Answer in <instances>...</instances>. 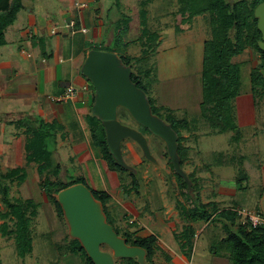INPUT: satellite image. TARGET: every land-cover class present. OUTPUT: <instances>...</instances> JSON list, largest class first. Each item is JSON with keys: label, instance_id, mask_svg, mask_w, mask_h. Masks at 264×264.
Segmentation results:
<instances>
[{"label": "rangeland", "instance_id": "374dc122", "mask_svg": "<svg viewBox=\"0 0 264 264\" xmlns=\"http://www.w3.org/2000/svg\"><path fill=\"white\" fill-rule=\"evenodd\" d=\"M141 1L120 0L118 6L115 0H95L88 8L91 12L89 24L93 28L92 31L88 29V32L84 33L87 34L86 38L77 33L81 47L84 45L86 50L112 51L118 24H128L130 30L124 35L125 40L119 44L122 46L125 41L128 42L123 53L131 58L133 73L139 77L141 86L151 99L157 115L167 122L170 117L176 122L185 121L187 126L182 128L180 133L182 145L187 148L183 169L195 176L192 188L195 185L196 191L193 190L192 197L200 194L202 202L208 199L223 200L218 206L226 208L240 206L251 211H257L255 209L259 207L264 211V79L257 76L256 82L259 87L255 89L252 88L251 81L252 73L257 75L256 71L260 69L261 72V68H264L262 55L248 46L243 53L235 56L234 62L240 67V85L232 101L233 121L237 129L215 131L203 117L201 109L205 41L211 37L207 17L197 16L190 21L187 13L185 15L182 13L181 0H151L147 6V27L149 33L155 32L159 38L153 46L155 50L145 55L143 51L147 49L149 41L148 35L143 34ZM31 3L40 6L37 11L35 10L33 17L49 5L52 6V3L44 0H33ZM109 6L110 14L107 13ZM20 14L13 26L6 31L7 45L0 46V116L9 114L10 108L19 106L21 109L29 110L35 119L23 118L14 125H10V120L7 119L0 123V173H7L17 167L24 169L26 177L23 181L8 180L6 185L13 201H34L36 215L31 218L33 250L22 258L18 255L14 233L7 235L2 233L1 225L5 221L2 213L7 211V207L3 203V194L0 191L2 264H83L80 258L73 256L69 250V241L72 238L69 236L65 217L59 213L55 203L57 187L51 188L50 193L43 187L47 180L64 184L80 178L86 179L92 191L106 189L111 193L113 199L108 203V221L121 234V228L125 230L140 227L145 233L142 236L152 230L161 229L165 232L162 233L164 236H160L161 245L168 246L170 250L165 253L167 259L158 253L155 264H171L170 255L173 258L182 256L178 247L179 242L172 234L182 232L187 221L181 214L180 206H188L189 201L182 193V182L178 180L171 167L166 144L152 133L145 134L153 155L159 161V165H156L144 157L135 141L125 139L122 144L125 160L137 169V173L110 169L101 150L89 144L91 141L89 131L87 136L86 133L82 136L79 134L72 136L75 131L71 130L73 133L68 137L66 135L68 129H62L58 122L52 129L47 126L46 123L53 122L47 121L39 112L40 104L46 97L30 103L16 99L10 101L5 94L10 92V75L14 76V72L18 70L10 68V39L13 41L15 51L18 52L21 47L18 31L30 26L27 24L28 17L22 18L23 12ZM128 17L130 19L126 21ZM102 19L105 21L102 22ZM47 27L51 33L52 25L47 24ZM68 31L70 36L67 40L70 41L71 36L75 37L77 34H72L70 29ZM116 53L122 54L120 49ZM85 57L83 53L74 69L73 84L80 89H82L80 82L85 81L91 85L81 73ZM126 112L121 111L119 119L140 130V125L127 110ZM82 117L83 115L77 121L82 120L86 125ZM35 127L53 134L48 138V146L53 151L54 168L46 172H40L39 165L28 162L26 157L25 145L30 136L27 128ZM55 167L58 172L54 171ZM133 175L136 176L138 183L136 188L133 187ZM241 177L244 179L238 182L237 179ZM220 186L226 187L223 190L225 194L229 193L227 187L237 189L236 194L224 196L220 194L222 191ZM200 187L205 190L201 191ZM133 215L138 217L141 224L134 223L133 226L129 223ZM193 225L196 235L193 240L192 258L190 260L184 258L177 264H228L227 257L216 256L210 251L212 241L225 235L221 223L207 225L203 221H198ZM13 229V222L9 220V230ZM104 249L107 250V247Z\"/></svg>", "mask_w": 264, "mask_h": 264}, {"label": "trees", "instance_id": "16d2710c", "mask_svg": "<svg viewBox=\"0 0 264 264\" xmlns=\"http://www.w3.org/2000/svg\"><path fill=\"white\" fill-rule=\"evenodd\" d=\"M151 0L141 1L140 17L143 25V34L148 35V46L143 52L148 54L156 45L159 36L155 33H149L148 9L147 6ZM183 3L182 13H187V18L192 21L197 16H206L211 28V37L205 41V54L203 58L202 82H203V101L201 109L203 117L210 123L216 131L226 132L227 130H236L237 125L233 121L232 101L237 95V89L240 85L239 71L240 67L234 62L235 56L244 52L251 46L256 49L263 58L262 67H264V51L259 46L262 34L258 29V19L255 17L256 7L264 2V0H181ZM119 6L120 0H115ZM24 8L22 0H0V46L6 44V30L12 25L18 13ZM130 17L126 18L129 21ZM130 30L127 25H119L115 32V40L112 43L115 52L120 49L122 54L120 57L127 65H131V58L127 57L123 52L128 42H124L120 46V41H124V35ZM262 69V68H261ZM257 75L252 73V88L258 86L257 76L264 79L260 69L256 71ZM132 78L141 86L138 76L134 73ZM90 87L95 91L94 86ZM144 89V88H143ZM145 90V89H144ZM153 112L157 114L153 103L150 99ZM126 112L124 108L119 109L118 115ZM127 113V112H126ZM174 129L179 134V154L181 156L182 167L186 158L187 148L182 145L181 129L186 128L185 121L176 122L173 117L168 119ZM124 123V122H123ZM52 129L55 123H46ZM91 143L94 147L101 150L102 156L105 158L109 168L120 169L114 158L112 157L107 145L106 132L102 122L94 115L90 116L87 121ZM140 130L144 134H150L149 129L140 125ZM48 130V129H47ZM55 131V130H53ZM30 136L25 145L28 162H35L39 166L40 172H46L54 168L53 151L48 146V138L52 136V132L45 131L43 128H27ZM171 167L182 182V193L189 201V205H181L180 211L184 219L187 221L180 234L174 233L175 239L179 242L182 253L190 260L193 253V240L196 235L194 222L203 221L210 225L211 223L220 222L225 232L221 239H214L210 246V251L219 257H227L228 264H264V226H253L250 221L242 222V217L236 211L240 207L221 208L214 201L204 203L201 195L196 194L192 197L189 188L184 179L175 171L171 159L169 160ZM58 172L57 168L54 169ZM132 174H135L131 172ZM134 176V175H133ZM190 178L195 182V176L189 174ZM26 172L23 168L17 167L7 173H0V191L3 194V203L7 207V211L2 213L5 220L1 225L4 235L14 233L18 255L22 258L26 257L33 250V236L31 232L32 217L36 215V205L34 201L28 200L23 202L20 200L13 201L9 194V187L6 181L19 179L23 181ZM133 187H137L136 176L133 177ZM244 177L237 179L242 181ZM83 182L87 185L85 178L77 179L71 183H57L47 180L44 184L46 192L50 193L51 188L57 187L56 192L75 184ZM130 190V189H128ZM193 190L196 191L195 185ZM201 190V187H200ZM95 197L103 202L104 210L108 216V203L112 200V195L104 189L93 190ZM196 193V192H195ZM57 209L63 215L59 202L55 199ZM261 214V213H260ZM9 220L13 222L14 229L9 230ZM130 221V220H129ZM130 223V222H129ZM137 223V222H135ZM134 226V223H130ZM115 228V226H114ZM116 229V228H115ZM120 236L126 237L131 245H139L147 250V263L155 264V256L160 251L165 255L164 250L158 242V236L154 233L145 236L139 235L140 228L122 229V234L116 229ZM69 250L75 257H79L83 264H94L92 259L87 255L85 249L76 239H70ZM166 257V256H165ZM170 257V256H169ZM167 259V257H166ZM171 261V257L169 258ZM118 264H139L134 258H120ZM168 262V263H169ZM0 264L2 258L0 255Z\"/></svg>", "mask_w": 264, "mask_h": 264}, {"label": "water", "instance_id": "95a60500", "mask_svg": "<svg viewBox=\"0 0 264 264\" xmlns=\"http://www.w3.org/2000/svg\"><path fill=\"white\" fill-rule=\"evenodd\" d=\"M255 17L262 34L259 46L264 51V2L256 7ZM81 73L94 86L91 112L104 126L107 145L116 163L137 173V169L126 162L122 148L125 139H132L148 161L159 165L147 136L119 119V109L124 108L138 124L164 141L175 171L192 194L193 181L183 169L179 154V134L171 123L153 112L147 92L132 78V66L127 65L118 53L90 49ZM261 73L264 76V68ZM57 200L69 227V236L80 242L94 264H118L120 258H134L139 264H148L147 250L129 244L126 237L118 234L108 221L103 202L95 197L88 185L83 182L72 184L58 192Z\"/></svg>", "mask_w": 264, "mask_h": 264}, {"label": "crops", "instance_id": "0c3cea01", "mask_svg": "<svg viewBox=\"0 0 264 264\" xmlns=\"http://www.w3.org/2000/svg\"><path fill=\"white\" fill-rule=\"evenodd\" d=\"M22 1L24 3V8L21 9L18 16H21L20 13L23 12L22 18L26 19L28 17L27 24L30 26L29 28L22 29V31L21 29L18 31L20 33L21 44L18 51L20 55L15 51L13 41L10 39V68L14 67L18 70L14 72V76L10 75V92L5 95L10 98V101L16 99L24 103H30L33 100L40 99L44 96L46 97V100L40 104L39 112L47 121L54 123L58 122L62 129H68L66 134L68 137L73 133L71 130L75 131L72 136L78 134L82 136L84 133H86L87 136V131H89L87 121L88 118L93 115L91 108L94 103L95 91L87 82L83 81L80 82L82 89L76 87L78 88L79 93L74 100L69 102H57L55 101V97L61 94L69 85H74V69L77 66L79 57H81L83 53L84 55H87L89 51L84 48V45L81 47L80 40L77 39L79 34H82L85 38L87 34L78 32L79 34L75 37L71 36V40L68 41L67 38L70 36V32L68 31V28L63 26V24L66 20L72 17H77L78 27L86 26L92 31L93 28L90 27L89 24L91 19H89V16L91 12L88 8L92 6L95 0H44L45 2L52 3V6L49 5L44 11H41L40 13L38 12L36 17H33V14L35 13V10L37 11L39 9V4L33 5V3H31L33 0H31V2L29 0ZM76 1L87 3L88 7L78 9L75 6ZM110 9L109 6L107 9L108 14H110V11H108ZM104 21L105 20L102 19V22ZM13 24L9 27L13 26ZM47 24L52 25V30L57 29L58 33H50L47 29ZM52 34L60 35H56L54 38V35ZM48 35H51V37ZM60 36L65 39L63 40ZM7 43L8 41L6 37L5 45H7ZM20 58L23 59L20 60ZM28 58H32L33 60L30 61ZM31 114L32 113L29 110L27 111L26 109H21L19 106H15L14 108H10L9 114L0 116V123L7 119L10 120V125H14L16 121L23 118L30 117L31 119H35ZM81 114L86 121V125L82 120H80V122L77 121V119L82 116ZM75 116H77L76 119ZM74 119L76 122H74ZM76 128H79L80 131L78 132ZM64 142L65 140L63 143ZM89 144L92 146L91 141H89ZM219 188L222 190L220 194H223L224 196L234 195L237 191L235 188L227 187L229 188V193L225 194L223 190L226 187L220 186ZM202 190L205 189H201V191ZM211 201L213 200L208 199L203 202L208 203ZM214 202L222 204L223 200H217ZM221 208H226V206H222ZM255 210L264 215L262 208L257 207ZM132 219L138 220V217L133 215ZM152 233L158 236V242L164 250V253L168 252V250H170L168 246L164 247L161 245L160 236H164L163 234L165 232L159 229V231L152 230L147 234ZM143 234L145 233H143L142 230L139 235ZM172 235L174 237V233ZM178 247L182 256L180 258H173V256L170 255L171 264L182 262L184 258L188 260V258L182 253L180 245ZM158 253L161 252L159 251Z\"/></svg>", "mask_w": 264, "mask_h": 264}, {"label": "built area", "instance_id": "2783aa9c", "mask_svg": "<svg viewBox=\"0 0 264 264\" xmlns=\"http://www.w3.org/2000/svg\"><path fill=\"white\" fill-rule=\"evenodd\" d=\"M75 6L78 9H83L87 6L86 3L76 1ZM64 27L70 29L72 34L80 33H87L88 28L86 26L78 27V19L75 17H72L65 21L63 24ZM53 33H58L57 29L52 30ZM79 93L78 88H76L74 85H69L61 94H59L57 97H55V101L57 102H69L74 100ZM236 211L238 214L242 217V222L247 223V221H250V223L253 226H264V215L260 214L257 211H251L247 210L245 208H237ZM130 223L137 222L138 224H141L140 221L137 219H130Z\"/></svg>", "mask_w": 264, "mask_h": 264}, {"label": "flooded vegetation", "instance_id": "af4514ba", "mask_svg": "<svg viewBox=\"0 0 264 264\" xmlns=\"http://www.w3.org/2000/svg\"><path fill=\"white\" fill-rule=\"evenodd\" d=\"M140 125V124H139ZM109 210V209H108ZM108 213H109V211H108Z\"/></svg>", "mask_w": 264, "mask_h": 264}]
</instances>
